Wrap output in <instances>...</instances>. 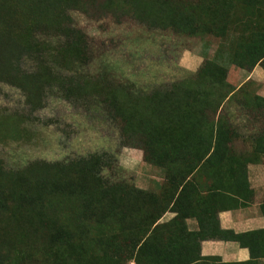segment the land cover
Returning <instances> with one entry per match:
<instances>
[{
  "label": "rangeland",
  "instance_id": "obj_1",
  "mask_svg": "<svg viewBox=\"0 0 264 264\" xmlns=\"http://www.w3.org/2000/svg\"><path fill=\"white\" fill-rule=\"evenodd\" d=\"M125 1L112 0L122 5L117 11L103 0H0V264H90L89 258H99L108 248L100 244V230L77 242L56 236L58 222L49 228L55 239L45 235L35 204L43 181L70 189L77 183L71 165L80 161L89 177L128 182L132 175L119 165L123 149L139 147L142 132L163 127L166 119L206 123L201 113L208 107L202 103L212 105L213 96L202 92L214 95L227 86L239 69L230 65L239 39L264 33V0L234 6L230 21L239 22L228 24L223 48L211 35L192 34L190 25L175 31L142 24L132 15L134 4ZM40 25L47 26L50 39L40 35ZM63 31L64 41L57 38ZM14 46L19 51L10 56ZM26 50L31 57L19 59ZM189 53L204 63L199 73L188 71L194 67ZM215 64L227 68L225 76ZM253 85L237 94L252 101ZM178 86L188 95L179 98ZM232 102L220 114L223 127L260 130L256 138L261 136L264 105L256 116L255 105ZM120 107L131 125L129 118L122 121ZM206 113L211 119V111Z\"/></svg>",
  "mask_w": 264,
  "mask_h": 264
},
{
  "label": "trees",
  "instance_id": "obj_2",
  "mask_svg": "<svg viewBox=\"0 0 264 264\" xmlns=\"http://www.w3.org/2000/svg\"><path fill=\"white\" fill-rule=\"evenodd\" d=\"M241 1L130 0L135 6L132 15L142 24H156V26L160 24L164 29L171 28L175 31L184 30V27L190 25L192 34L200 31L204 35H211V37L219 40L218 45L221 48L227 42V30L230 27L228 24L239 22L238 20L230 21V19L234 12V6ZM243 2L246 7H251L255 0H243ZM102 4L112 6L117 11L122 10V5L113 4L112 0H103ZM205 14L208 15V20H206ZM209 14L216 17L213 18ZM190 16H193V20ZM38 31L40 35L43 34L50 39L46 25H40ZM249 37V39H239L238 46L232 54L230 65L245 71H251L257 65L264 69V33H260V36L250 34ZM57 38L64 41L66 32L63 31L62 34L57 35ZM75 43H79L82 47L79 36H76ZM10 51L9 55L12 56L13 52L19 51V47L14 46L10 48ZM27 51L21 53L19 59L23 56L31 57L32 54ZM202 58L204 59V57ZM17 59L18 56L15 60ZM203 62H205V59ZM215 65L219 67L218 64ZM219 68L216 69L218 73L225 76L227 68ZM200 70L196 73H199ZM223 81L224 78L220 83H223ZM203 84H205V81ZM229 85L222 87L218 93L214 92V95L205 91L202 92L201 97L213 96L211 98L212 105L202 103L208 107L206 110L209 109L212 114L210 119L205 110L202 111V120H206V123L204 121L200 123L201 119H195V121L189 119L186 124L182 121L184 118H179V123L176 120L177 123L175 124L171 119H166L163 127H152L145 133L142 132L143 134L140 137L142 144L138 145V148L143 149L144 158L148 160L147 155L154 157V159L156 155L160 157H163L162 155H185L186 153L181 152L182 149L176 146L175 143H183L191 131L195 130L211 131L212 136L216 139V145L219 144L221 130L224 127L221 123V117H218L217 122L214 120L217 111L228 96L231 95V98H233L243 89L242 86L237 93H233L234 88ZM212 86L214 85L211 83L210 88ZM178 87L179 98L188 95L185 91L181 93L182 89L180 86ZM116 101L118 100L116 99L114 102ZM261 101L264 102V99ZM116 111L123 115L122 121H127V118H129V124L131 125V117H127L124 113L125 107H120ZM141 121L135 120L133 123L138 126ZM256 140L253 150L254 155H264V133L261 136L259 135ZM127 147L137 146L128 145ZM152 147H158L159 150L155 151L151 149ZM216 152L217 150H214L213 155ZM77 163L71 165L72 168H76L77 183L70 189L63 190L55 181L48 179L44 180V184L41 185L40 195L36 197L38 201L35 202V204L38 202L36 218L41 225L46 227L45 235L48 234L55 239L49 228H54L58 222L56 236H70L77 242L90 240L91 234L96 233V230H100L102 233L99 236L101 238L100 244L108 248L103 250L104 253L96 255L99 258H89L90 264H128L129 262L133 264H197L217 261L215 258H201L197 253V249L194 250L193 247L183 249L172 244L163 245L159 243L158 239L161 238V234L158 230L163 226H156V223L165 208H162V211L149 221L143 222V218L139 216V205L143 195L141 190L123 180H106L100 176L89 177V171L83 169L84 167ZM177 187L174 189V193L177 191ZM261 209L264 215V206ZM104 232H109L110 236H106ZM176 236L177 234L174 233L169 234L170 238ZM196 237L199 239L217 237L230 239L238 243L249 250L251 260L246 264H258V259H264V249L260 250L257 246L258 241H256L258 238H264V230L241 235L212 231L206 234H196Z\"/></svg>",
  "mask_w": 264,
  "mask_h": 264
},
{
  "label": "crops",
  "instance_id": "obj_3",
  "mask_svg": "<svg viewBox=\"0 0 264 264\" xmlns=\"http://www.w3.org/2000/svg\"><path fill=\"white\" fill-rule=\"evenodd\" d=\"M187 58L191 64L194 63L188 71L195 73L202 63L200 58L192 53ZM250 82L257 88V97L247 101L238 94L233 98L228 96L218 109L216 118L222 116L221 112L234 103L232 101H236L239 108L243 103L249 107L255 105L253 112L259 115V105H264L261 101L264 99V70L259 65L251 71L238 69L228 84L234 88L233 93H237ZM230 111L227 117L232 119ZM245 111L253 115L251 108ZM247 112H243V116L253 120ZM254 130L222 128L217 145L211 131H191L183 143H175L185 155H156L155 159L147 155L146 160L141 148L123 149L119 165L132 175L130 183L125 182L143 192L139 205V216L143 222L165 208L156 223V226H163L158 230L161 234L159 243L183 249L193 247L201 258L217 260L197 264H246L251 260L249 250L230 239H199L196 234L219 231L241 235L264 230L261 209L264 206V155L253 153L255 138L260 134V130L257 133ZM151 149L159 150L158 147ZM214 150L217 152L213 155ZM171 233L177 236L170 238ZM256 241L260 250L264 249V238ZM257 262L263 264L264 259Z\"/></svg>",
  "mask_w": 264,
  "mask_h": 264
}]
</instances>
